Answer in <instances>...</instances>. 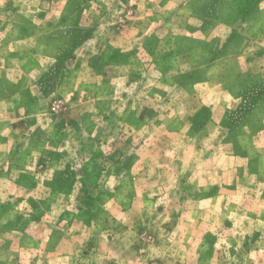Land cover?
I'll return each instance as SVG.
<instances>
[{"label": "rangeland", "instance_id": "rangeland-1", "mask_svg": "<svg viewBox=\"0 0 264 264\" xmlns=\"http://www.w3.org/2000/svg\"><path fill=\"white\" fill-rule=\"evenodd\" d=\"M0 264H264V0H0Z\"/></svg>", "mask_w": 264, "mask_h": 264}]
</instances>
